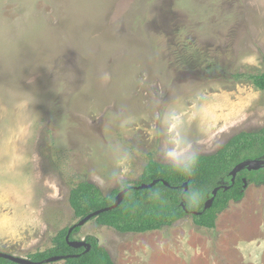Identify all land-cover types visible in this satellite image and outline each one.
Instances as JSON below:
<instances>
[{
  "label": "rangeland",
  "instance_id": "obj_1",
  "mask_svg": "<svg viewBox=\"0 0 264 264\" xmlns=\"http://www.w3.org/2000/svg\"><path fill=\"white\" fill-rule=\"evenodd\" d=\"M260 72L264 0H0V84L35 98L0 117V251L51 247L79 220V181L109 194L149 157L181 164L262 127L264 92L236 77ZM215 223L119 233L91 219L73 237L96 236L115 264H264V184Z\"/></svg>",
  "mask_w": 264,
  "mask_h": 264
},
{
  "label": "trees",
  "instance_id": "obj_2",
  "mask_svg": "<svg viewBox=\"0 0 264 264\" xmlns=\"http://www.w3.org/2000/svg\"><path fill=\"white\" fill-rule=\"evenodd\" d=\"M258 89L264 92V72L242 74ZM264 157V125L257 130L239 131L232 135L216 151L209 154H194L181 164L162 163L149 157L138 180L133 184L124 183L109 194L89 181L74 184L68 194V203L74 216L81 219L89 213L113 204L116 194L129 187L122 202L115 208L93 217L99 225L108 226L119 233H144L169 227L186 215H191L195 225L214 229L217 214L224 210L230 201H239L244 196L246 184H264V167L249 171L246 168L237 173L231 182L230 171L236 164L247 159ZM158 182L150 188L137 189L135 185ZM166 182L167 184H165ZM187 189H184V184ZM223 185H228L223 189ZM217 191L211 207L204 210L205 202ZM73 225V224H72ZM71 225V226H72ZM69 226V227H71ZM69 227L60 229L52 237V246L29 254L27 258L41 262L51 256H67L65 264H115L109 252L99 244L94 235H86L90 244L85 248H72L67 244ZM79 230L73 228L70 239ZM0 264H15L0 258Z\"/></svg>",
  "mask_w": 264,
  "mask_h": 264
},
{
  "label": "water",
  "instance_id": "obj_3",
  "mask_svg": "<svg viewBox=\"0 0 264 264\" xmlns=\"http://www.w3.org/2000/svg\"><path fill=\"white\" fill-rule=\"evenodd\" d=\"M261 167H264V157L263 158H256V159H247L244 161L239 162L238 164H236L234 166V168L230 171V175H231V182L233 183L235 180V177L237 175L238 172H240L243 169H247L249 171L252 170H258ZM244 180V187L247 186L245 179ZM158 181L154 180L149 184H145V183H141L139 185H135L134 188L137 189H146V188H150L152 187L154 184H156ZM165 184H167L166 182H164ZM184 189H187V184L185 183L184 185ZM229 186L228 185H223L222 188L223 189H227ZM221 188V186L215 187L212 191V197H210L204 204V210L211 207L214 197L217 193V191ZM129 190V187L123 188L121 189L115 196L114 198V202L112 205L107 206V207H103L101 209L95 210L91 213H89L88 215H86L85 217L79 219L76 223H74L71 227H69L68 232L66 234V241L67 244L75 249L78 248H85V252L89 251L90 249V244L86 243L84 239H70V234L73 230V228H75L76 226H82L84 225L86 222H88L89 220H91L93 217H96L97 215H99L102 212L111 210L115 207H117L123 200L125 193ZM67 256H51L48 257L46 259H44L41 262L38 261H33L27 257H23V256H18V255H14V254H10L7 252H2L0 251V258L9 260L15 264H47V263H51V262H56V261H60V260H64Z\"/></svg>",
  "mask_w": 264,
  "mask_h": 264
},
{
  "label": "clouds",
  "instance_id": "obj_4",
  "mask_svg": "<svg viewBox=\"0 0 264 264\" xmlns=\"http://www.w3.org/2000/svg\"><path fill=\"white\" fill-rule=\"evenodd\" d=\"M35 98L17 84L15 78L0 84V117L26 115Z\"/></svg>",
  "mask_w": 264,
  "mask_h": 264
},
{
  "label": "crops",
  "instance_id": "obj_5",
  "mask_svg": "<svg viewBox=\"0 0 264 264\" xmlns=\"http://www.w3.org/2000/svg\"><path fill=\"white\" fill-rule=\"evenodd\" d=\"M216 224V223H215ZM197 226V225H196ZM198 227H200V226H198ZM202 228H204V227H202ZM205 229H208V228H205ZM209 230V229H208ZM212 230V229H211ZM188 241V240H187ZM187 241H184V243H186ZM189 256V255H188Z\"/></svg>",
  "mask_w": 264,
  "mask_h": 264
}]
</instances>
